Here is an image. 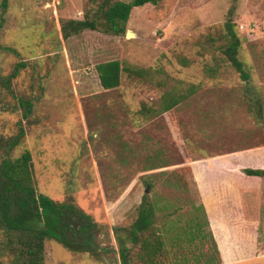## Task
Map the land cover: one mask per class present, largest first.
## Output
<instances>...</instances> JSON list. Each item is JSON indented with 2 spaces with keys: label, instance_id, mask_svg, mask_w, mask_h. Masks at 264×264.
Wrapping results in <instances>:
<instances>
[{
  "label": "rangeland",
  "instance_id": "rangeland-1",
  "mask_svg": "<svg viewBox=\"0 0 264 264\" xmlns=\"http://www.w3.org/2000/svg\"><path fill=\"white\" fill-rule=\"evenodd\" d=\"M233 6L249 84L226 63L215 78L206 74L213 57H221L218 39ZM94 9L87 0H10L0 46L19 56L0 49V75L24 64L12 92L33 104L26 138L12 158L29 151L39 190L107 225L116 248L112 229L130 227L147 195L159 208L169 262L180 256L205 263L195 258L213 252L208 229L194 239L190 228L202 217L193 164L238 151L264 155V127L248 105L254 97L264 104V0H163L133 10L127 32L134 38L87 31L65 40L62 23ZM110 61L146 74L124 72L117 90L104 91L96 68ZM166 93L187 98L160 118L139 115L142 104L157 106ZM22 114L0 88V137L18 134ZM177 236L180 249L170 245ZM45 248L46 264H116L114 256L101 262L55 241Z\"/></svg>",
  "mask_w": 264,
  "mask_h": 264
},
{
  "label": "trees",
  "instance_id": "trees-1",
  "mask_svg": "<svg viewBox=\"0 0 264 264\" xmlns=\"http://www.w3.org/2000/svg\"><path fill=\"white\" fill-rule=\"evenodd\" d=\"M95 9L83 20H66L62 23L65 40L84 32H97L120 37L127 33V25L134 9L147 5L157 6L163 0H87ZM10 0L0 3V32L6 24ZM236 6L228 14L224 31L217 47L220 58L213 57L215 67H207L206 74L215 78L224 63L229 64L242 81L249 84L251 76L240 58L242 41L234 21ZM0 49L19 56L13 49ZM24 64L17 66L9 77L0 75V88L8 91L22 110V120L18 134L6 139L0 137V264H46L47 241H55L67 250L89 255L98 261L115 257L116 264H171L167 258L166 243L161 234L158 215L159 208L144 195L137 211V218L130 227L113 228L117 248L113 245L111 230L105 224L97 223L72 201L60 202L43 194L37 184L33 156L29 151L19 158H12L13 152L24 142L26 124L33 115V104L13 95L12 82L18 77ZM100 85L104 91L117 90L121 86L125 72L133 78H144L146 71L132 67H122L119 61H110L97 66ZM196 89L191 87L188 96ZM186 96L166 93L160 104H142L139 115L146 121L160 118L177 108ZM249 111L264 127V104L259 97L249 98ZM153 164H161L160 154L152 159ZM156 161V162H155ZM164 168V167H163ZM155 169H159L158 167ZM154 170V169H153ZM250 177L264 179V170L245 171ZM176 185V184H174ZM191 221L190 228L196 236H201L208 228L204 209ZM172 215H165L168 221ZM198 219V220H197ZM117 257V258H116ZM219 263L217 259L216 263Z\"/></svg>",
  "mask_w": 264,
  "mask_h": 264
},
{
  "label": "crops",
  "instance_id": "crops-1",
  "mask_svg": "<svg viewBox=\"0 0 264 264\" xmlns=\"http://www.w3.org/2000/svg\"><path fill=\"white\" fill-rule=\"evenodd\" d=\"M248 169L264 170V155L250 158L248 151H238L193 164L198 208L205 211L213 247L208 256L195 258L206 259L202 264H264V179L248 176ZM181 243L177 236L170 245L180 249ZM174 264L194 262L176 256Z\"/></svg>",
  "mask_w": 264,
  "mask_h": 264
},
{
  "label": "water",
  "instance_id": "water-1",
  "mask_svg": "<svg viewBox=\"0 0 264 264\" xmlns=\"http://www.w3.org/2000/svg\"><path fill=\"white\" fill-rule=\"evenodd\" d=\"M126 38H134V34L131 32H127ZM148 193H149V190H147L146 194H148Z\"/></svg>",
  "mask_w": 264,
  "mask_h": 264
}]
</instances>
